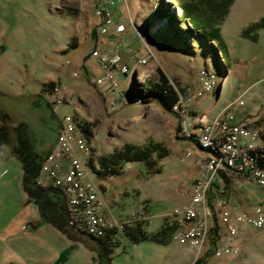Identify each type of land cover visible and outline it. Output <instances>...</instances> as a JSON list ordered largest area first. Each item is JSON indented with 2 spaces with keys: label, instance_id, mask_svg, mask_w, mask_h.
<instances>
[{
  "label": "rangeland",
  "instance_id": "374dc122",
  "mask_svg": "<svg viewBox=\"0 0 264 264\" xmlns=\"http://www.w3.org/2000/svg\"><path fill=\"white\" fill-rule=\"evenodd\" d=\"M191 1L126 0L127 6L121 1L118 6L126 31L112 37L97 32L98 0H0V112L10 117L9 122L0 120V125L13 134L18 123H25L33 149L45 155L55 146L59 120L62 125V117L69 114V128L84 143L90 176L101 182L103 195L114 205V216L125 223L145 219L149 236L156 235L165 223L176 226L172 212L186 202L182 192L198 176L193 162L203 150L181 138L176 115L163 110L143 89L145 83L156 80V69L160 68L177 89H188L183 99L190 98L191 106L199 113L207 111L209 118L246 89L244 105L237 114L264 113V82H258L264 77V28L256 26L264 17V0L222 3L214 21L222 41L209 42L206 35H201L205 30H193L177 7H188ZM197 15H190L191 22L204 29L206 22ZM109 29L116 30L113 26ZM94 35L99 45L104 42L108 50L114 48L124 56L125 62L133 61V69L126 73L128 81L119 76L124 102L116 100L113 89L106 93L108 84L98 88L94 83L101 75L91 55ZM143 53L150 55L147 63L135 64ZM201 71L215 76L208 92L199 83ZM49 83L60 91L44 92ZM219 85L221 91L215 99L209 93ZM56 99H63L64 104L51 109L50 103ZM204 121L200 118L193 129H201ZM125 145L157 147L151 158L154 166L124 161L121 174L101 181L96 173L103 170L101 160ZM200 159L211 157L205 154ZM21 176L19 161L0 146V263L5 249L2 236L9 227L12 233L6 242L26 259V264H94V251L85 249L80 242L74 244L61 238L40 221L32 203L27 204V210L31 218L40 221L37 231L29 234L33 231L19 229L21 224H31L32 228L35 225L25 220L27 197L21 188ZM246 188L242 189L244 193L262 198L261 188L254 184ZM250 237L247 248L254 256L251 264H264V234ZM116 240L111 264H190L194 257L193 250L178 243L175 231L163 243H134L121 233ZM208 261L222 263L214 257Z\"/></svg>",
  "mask_w": 264,
  "mask_h": 264
},
{
  "label": "built area",
  "instance_id": "2783aa9c",
  "mask_svg": "<svg viewBox=\"0 0 264 264\" xmlns=\"http://www.w3.org/2000/svg\"><path fill=\"white\" fill-rule=\"evenodd\" d=\"M117 1H122L127 6L126 0H98L96 16L100 21L97 25L99 34H107L112 26L117 33L124 32L122 15L113 11ZM133 29L135 30L134 26ZM135 32L138 33L136 30ZM91 55L101 73L94 79L96 86L104 88L108 84L109 87L104 88L106 93L113 89L112 95L117 96L116 100L124 102L126 96L119 88L121 82L117 77L119 73L126 76L130 68L124 56L97 48L93 49ZM148 57L143 53V56L136 59L135 64H146ZM73 75L75 77L76 73ZM214 79L215 76L200 72L199 83L204 91H209ZM59 91L58 86L53 88V92ZM187 91L188 89L184 95H180L178 102L172 107L173 114L180 121L181 138L202 149H208L209 141H218L223 149V158L196 160L198 176L192 181L191 189L182 192L188 202L172 212L176 221L175 238L180 245L195 252L192 264L198 261L200 252L210 241L220 242V245L212 248L214 258L225 255L241 257L242 253L232 247L231 241L241 235L243 225L255 230L264 228V199L250 207L248 212L232 209L228 200V182L241 175L246 181L264 188V164L258 163L260 158H264V152L260 153L264 147L259 130L253 126L254 119L233 122V111L237 105L242 104L241 95L228 103L215 118L204 121L203 128L191 130V99H183ZM62 104L63 99H56L54 109ZM262 117L264 119V114ZM61 120L55 146L43 155L35 185L61 195L68 224L75 232L99 240L111 230H121L126 223L114 216V205L103 195L101 182L91 178L89 165H86L84 143L69 128V114H65ZM184 157L188 159L190 155ZM31 228V224L22 226L24 231Z\"/></svg>",
  "mask_w": 264,
  "mask_h": 264
},
{
  "label": "trees",
  "instance_id": "16d2710c",
  "mask_svg": "<svg viewBox=\"0 0 264 264\" xmlns=\"http://www.w3.org/2000/svg\"><path fill=\"white\" fill-rule=\"evenodd\" d=\"M226 1L229 0H193V2L191 1L189 3L188 7L187 5H179L177 7L181 10L182 18L191 24L193 30H205L204 33H201V35H206V42L214 41V39L222 41L220 28L214 26V21L215 14L218 12V10H220V6L225 4ZM118 4L119 2L117 1L113 11L119 7ZM158 8L160 9V7ZM188 13H190V15L198 14L197 16L204 18L206 27H204V29L194 27ZM222 14L225 15L226 11H222ZM170 19V21L168 20L169 24L173 23L172 15H170ZM257 25L259 28H264V17L261 18L256 26ZM243 36L248 37L246 32H243ZM126 64L130 67L129 63L126 62ZM55 86L56 85H54V83H49L45 86L43 91L51 93V90H53ZM143 89L147 91L149 98L155 100L163 110L171 113H173L172 107L178 102L180 95L185 94L186 90L177 89L175 86H173L170 83L168 77L160 68L156 69V80L145 83L143 85ZM50 107L51 109H54V101L50 103ZM0 120L9 122L10 117L8 114L0 112ZM262 120H258L253 124V126L258 128L261 143L264 147V130L262 131L261 128H259L260 122ZM85 128L86 130L88 129L87 126H85ZM59 129L60 120L57 134ZM0 146L5 149L10 156L16 158L19 161L22 170L21 188L26 194L27 202L33 203L37 207L40 221L45 224H49L57 231L65 235L69 240L80 242L89 250L94 251V260H96V264H111V253L113 251L112 248L118 245L116 236L120 233L134 243L145 240L163 243L169 240L171 234H173L176 229V226H171L165 223L156 235L149 236L145 230L146 225L144 226V222L146 224L147 221L139 218L137 220H131L130 222L126 221L127 223L121 230H111L99 240L90 239L81 233H76L68 224L65 206L61 195L51 189L45 190L36 187L35 185V178L39 173L40 163L43 155L38 154L33 149V145L28 134L27 125L23 122L18 123L15 126L13 134L7 132L6 128L0 125ZM157 150V147L151 149L147 147L138 148L131 145H125V147H123L121 150L115 151L113 154L103 158L101 160L103 170L96 171V173L99 177H101V180L117 176L122 172L121 166L123 165L122 163L124 161H142L145 162L148 167L152 168L155 164V162L151 160L152 154ZM263 152L264 150L260 153ZM255 154L256 152L253 155ZM158 156L164 157L167 156V154H160ZM259 160V164H264V158H260ZM37 226L38 224L34 225L32 229L36 228ZM195 264H198V262Z\"/></svg>",
  "mask_w": 264,
  "mask_h": 264
},
{
  "label": "crops",
  "instance_id": "0c3cea01",
  "mask_svg": "<svg viewBox=\"0 0 264 264\" xmlns=\"http://www.w3.org/2000/svg\"><path fill=\"white\" fill-rule=\"evenodd\" d=\"M115 12H116V14H121V11H120L119 7L117 9H115ZM125 31H126V29H125ZM108 33L111 34L110 36H112V37H116V36H119L120 34H122V33H120V34L117 33L113 29H111L110 32H108ZM220 34H221V31H220ZM116 40H120V39L117 38ZM117 42H119V41H117ZM92 43L94 44L93 48H98L99 46H101V49H105L107 52H110V53H113L114 52L113 51L114 48L112 50H108L109 47L104 46V42H101V44L99 45L100 41L98 40V36H95V38L92 41ZM112 46H113V43H112ZM217 52H218V55H219V51H217ZM126 62L129 63V61H126ZM132 62H130L129 65L132 64ZM130 68L133 69L132 67H130ZM225 72H226L225 75H227L228 74L227 70ZM119 76H123L125 79L128 78V75L125 76V75L120 74V73L117 74V77L118 78H119ZM127 81H128V79H127ZM258 82H264V77L262 79H260ZM187 88H189V87H187ZM122 91H124V89H122ZM220 91H221V85H219L213 92H211L209 94L212 95L213 97H215V99H218L219 98ZM247 92H248V89H246L245 91H243L241 94H238L232 100V101H234L238 96L241 95V103L242 104L237 105L236 108L233 111V122L234 123H241V122L246 121V120L254 119L252 121L253 124H254L258 120H262L263 113H261V114L255 113L254 115H249V114L242 115V113L237 114V109L238 108H241L244 105L243 102H242V98L247 94ZM205 95H207V94H205ZM232 101L226 102V104L223 106V108L214 117H212V118H209L207 116V111H202V112L199 113V110H196L195 107L193 106L194 108H192V114H191V119H190L191 120V122H190L191 123V130L193 129V127L195 126L196 122L200 118H202L204 120H211V119L215 118L226 107V105L228 103L232 102ZM65 104H68V103H65ZM201 128H203V127L201 126ZM259 128H261L262 131L264 130V119L260 122V127ZM199 149H198V151H199ZM203 150H205V151H203ZM203 150L199 151L200 156L198 158H196L193 163H195L196 160L205 157V154H206V157L207 156L211 157V153L209 152V150H207V149H203ZM94 155H95V153H94ZM194 165H193V167H194ZM194 168L196 169V167H194ZM101 181H103V180H101ZM248 184H252V183L246 181L245 178L243 176H241V175L235 176L231 181L228 182V190H229L228 200H229L230 208L236 209L239 212H248L249 209H250V207H252L256 203H258V202H260L261 200L264 199V188L259 187L257 185H256L257 187H259V188L262 189L261 190L262 191V195H263L262 198L261 197L258 198L253 193H251V194L244 193V191H242V189L243 188L244 189H247L246 186ZM235 186L238 187L237 190H234V187ZM239 188L241 190H239ZM189 189H191V185H190V188ZM187 202H188V199L186 200V202H183V204H185ZM27 204H30V203H28V202L25 203V212H24L25 220L26 221H34L35 222V225L38 224V226H39L40 221L39 220L36 221V218H31L30 217L29 212L27 210ZM36 209H37V207H36ZM37 212H38V209H37ZM38 216H39V212H38ZM143 220H145V219H143ZM119 221H121V220H119ZM46 225L50 226L49 224H46ZM38 226L36 228H34V229L31 228L30 230L33 231V232L32 233H29V234H33L34 232H36ZM21 227H22V224L19 227L20 230H21ZM50 227L52 228V230H54L55 232H57L61 236V238H64L66 241L72 242L74 244L79 243V242H74V241L69 240L65 235H63L62 233H60L59 231H57L55 228H53L52 226H50ZM221 231H224V229L221 228ZM4 232H5V235L2 236V240H3V243H4V248L5 249L3 251V254H2V257H1V263L0 264H26V262H25L26 259L24 257H20L17 254V252H15L12 248H10L8 246L9 243L6 242L7 241V237H9L10 234L12 233L11 230H10V228L7 227ZM255 233H256V235L257 234H264V228L261 229V230H255V229H253L252 227H250L248 225H243L242 226V233H241V235L238 236V237H236V238H234V239H232V241H231L232 247L239 249L240 252L242 253V256L241 257H235V256H232V255H225V256H222L221 258H217V259L214 258V259L216 261H219V262L221 261L222 262L221 264H233V263H237V264H251V261H252V259H254V256L251 253V251L248 250L247 245L251 242L252 237H250V236L251 235H254ZM26 235H28V233ZM29 236H31V238H35V237H32L33 235H29ZM215 245H220V242L219 241H217V242L210 241V242H207L206 243V245L204 246V248L202 249V251L199 254L200 257H199V259L197 261L198 264H208V262H209L208 260L211 257L213 258L211 248H213ZM84 248L88 250L87 247L84 246ZM191 252H193L194 257H193V260L190 262V264H192L193 261H194V259H195V254H194L195 252L194 251H191ZM92 261H93L94 264H96V260L93 259ZM51 264H53V263H51Z\"/></svg>",
  "mask_w": 264,
  "mask_h": 264
},
{
  "label": "bare ground",
  "instance_id": "6f19581e",
  "mask_svg": "<svg viewBox=\"0 0 264 264\" xmlns=\"http://www.w3.org/2000/svg\"><path fill=\"white\" fill-rule=\"evenodd\" d=\"M202 127H204V125ZM207 150H209V152L211 153V160L213 158H214V160H222L223 149L218 144V141H209Z\"/></svg>",
  "mask_w": 264,
  "mask_h": 264
}]
</instances>
